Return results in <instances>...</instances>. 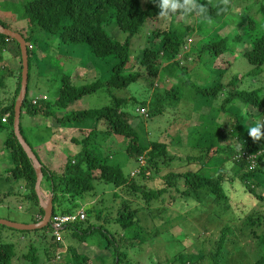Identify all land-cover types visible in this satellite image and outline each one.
<instances>
[{"label":"trees","instance_id":"obj_1","mask_svg":"<svg viewBox=\"0 0 264 264\" xmlns=\"http://www.w3.org/2000/svg\"><path fill=\"white\" fill-rule=\"evenodd\" d=\"M195 2L205 6L207 15L205 17L203 11L196 17L198 26L188 20L194 8L188 13L178 9L166 17L159 16V8L153 0H0V24L13 29L11 22L6 20L10 19L9 11L14 12L11 13L13 19L27 22V32L18 28L13 30L20 32L28 44V85L32 76L34 79L42 76L38 69L31 73V61L37 63L35 56H38L37 51L30 48L32 42L47 58L50 47L60 49L57 42H63V45L86 44L92 55L100 58H96L100 63L95 64L101 69L100 77L77 85L70 75L63 73V82L54 100L42 99L33 104L27 88L21 108L20 131L38 156L40 148L55 150L60 141L68 137L63 136L64 129L74 130L67 143L77 147L74 155H68L65 167L55 172L57 170L42 163L44 179L51 181L54 212L60 207L64 214L73 213L69 207L61 208L66 205V199L95 197V181L111 184L113 193L128 196L121 200L123 202L110 227L83 223L87 214L96 215L101 211L94 207L98 201L96 198L89 203L91 207L83 208L86 219L78 217L63 228L78 243H86L91 235L99 232L103 235L106 249L112 252L111 264H128L129 247L139 246L135 253L141 252L139 249L145 251L141 244L153 237L158 238V250H164L169 246L168 238L162 239L161 236H175V232L167 231L168 228L184 226L188 217L202 214L207 210L209 199L214 200L221 211L230 210L233 192L239 193L244 202H257L258 207H248L242 216L220 226L209 248L194 240L191 251L185 253L188 259L182 263L229 264L233 252H248L251 258L248 264H264V135L254 141L247 131L250 127L264 125V0H193ZM236 7L241 9L240 14L235 12ZM178 18L180 22L175 21ZM148 20L158 22L153 27L152 45L143 47L131 62L130 40ZM223 21L224 25L217 33L210 34ZM111 22L128 34L125 41L114 39L109 34L107 27ZM38 31L42 34H35ZM193 37L199 39L185 46ZM10 42L20 64L17 68H0V157L9 153L12 162V166H4L6 172H0V178L21 182L17 186L26 190L24 198L38 207V216H32L30 221L36 222L44 214L35 190L36 171L14 131V107L23 69L21 49L16 40L0 33L1 63H5L4 51H11ZM241 44L242 58H238L234 53L238 52ZM194 45L197 48L193 51ZM225 53L235 59V62L219 67L220 75L227 78V82L204 86L190 77L204 55L219 57ZM112 59L111 65L108 64ZM105 66L110 67L107 74ZM162 70L167 79H179L163 90L157 80ZM10 77L13 80L12 94L8 93L10 100L5 103L2 91ZM142 78V83L151 90L148 100L138 101L135 96L119 94L128 93L129 86ZM181 86L191 88L192 96L207 99L212 104L219 100L220 116L224 120L217 125L220 131L217 141H211L214 138L211 128L208 131L201 127L202 122L188 127V144L198 153L185 157L175 153L173 148L183 130L178 129L175 135L166 130L163 133L166 140L150 136L145 140L147 136L141 137L136 129L140 120L164 113L170 102L166 103V99L179 100ZM101 88L109 96L108 104L69 110L73 102ZM134 104L136 113L131 109ZM143 107L148 109L147 114L140 112ZM58 111H63V114L58 116ZM32 116L37 120L30 121ZM44 117L49 122H44ZM261 131L264 134V127ZM109 141L112 144L107 146ZM123 153L137 162L135 172L126 173L120 162H115ZM215 160L221 165L211 175L208 165ZM183 161H192L193 165L185 170H164V167L170 168ZM204 168L207 170L203 172ZM5 196L8 194L0 192V204ZM160 213L162 215L157 218L160 224L157 225L156 215ZM97 215L100 216L101 212ZM41 230L52 233L54 229L48 225ZM17 231L25 236L30 230ZM187 234L180 237L188 238ZM43 236L46 238L45 233ZM51 237L55 238V235L52 233ZM177 240L174 239L175 242ZM28 245L27 252L17 255L15 243L0 240V264H11L15 256L18 260L15 264H95L93 258L79 252L75 245L64 250L61 240L55 239L50 245H44L42 258L38 256L39 247L34 243ZM149 257L154 261L151 255ZM175 257L157 264H176L180 260L179 253ZM156 258L162 259L160 256Z\"/></svg>","mask_w":264,"mask_h":264},{"label":"rangeland","instance_id":"obj_2","mask_svg":"<svg viewBox=\"0 0 264 264\" xmlns=\"http://www.w3.org/2000/svg\"><path fill=\"white\" fill-rule=\"evenodd\" d=\"M14 2H22L23 0H11ZM196 7L194 8V12L192 15H189L190 22L193 24L195 23V26H198V21L196 20V17H199L202 12L200 11L201 5H198L197 2L194 3ZM207 8V7H206ZM1 9V7H0ZM3 9V8H2ZM203 9L205 10V6H203ZM235 10V9H234ZM7 12V11H4ZM10 12V13H9ZM8 16H10V19H7V21L11 22L10 26L13 29H23V31L27 32V22L24 19H13V15L11 13H14L13 11H9ZM235 12L239 13L241 12V9L239 7H236ZM204 16L207 17L205 11ZM174 21V20H173ZM175 21L180 22L181 20L178 18ZM158 22L154 20H148L140 29L139 33L131 38L130 44H132V47L130 45V56H131V62L134 60L135 56L139 54L143 47L152 45V34H153V27L157 26ZM176 24V22H175ZM224 25V21L221 23L220 26H217L211 30L212 35H215L218 31V29ZM176 26V25H173ZM206 27H209L207 24H205ZM204 27V26H203ZM109 30V34L114 38L121 42L125 41L128 34L121 30L117 24H114L111 22L109 26L107 27ZM152 28V29H151ZM205 28V27H204ZM262 33V31L260 32ZM35 34H42L40 31L36 32ZM193 43H195L196 39H199L197 37H193ZM63 42H57L58 46H61L60 49L51 48L49 51H47L49 58L45 56V53L42 52L40 47H38L37 44H30V47L32 50H36L38 53V56H35V59L37 63H34L31 61L32 69L31 73H35L36 69H38V72L42 73V76L39 78H32L29 81L28 85V97L31 98L35 96L38 93H46L42 96H48L49 100H54L57 95L58 91L60 89V86L62 85V75L63 73H67L71 76V78L76 82L77 85H83L86 83L93 81L95 77H100L101 69L100 67H96V63H100L96 61L97 59H100L96 57V55H92L91 49L86 44H71V45H63ZM198 41L196 42L197 47ZM233 44V42H230ZM195 46V45H194ZM242 44L238 47V52L234 55L238 58H242L241 51L243 50L241 48ZM152 47V46H150ZM196 46L193 48V51L196 50ZM243 47V46H242ZM9 48L7 52L4 51L3 59L5 60V63L0 62V68L8 67V68H17L20 64L19 58L17 56L16 50L14 48V45L12 42L9 43ZM52 49V50H51ZM44 54V57L42 56ZM42 56V57H40ZM113 59L111 61H108V64L111 65ZM235 62V59L233 56L228 55V53H225L219 57H215L212 55H204L201 59V64H198L195 68V70L190 73V77L195 80L198 83L203 84L204 86H207L208 84H218L221 81L227 82V78L223 79V76L220 75L219 67L222 65H226L227 63H233ZM102 63V62H101ZM228 64V65H229ZM106 67V74L109 72V68ZM222 68V67H221ZM35 71V72H34ZM208 73V75H207ZM207 77L202 80L205 76ZM157 80L159 81V87L161 90H163L165 87H169L170 83L178 82L179 79L174 81V79L167 80L165 76V71H161L157 77ZM144 79H140V81L133 83L129 86L128 93H119L121 96H135L136 100L143 101L148 100V97L151 94V90H148V85L143 84L142 82ZM7 86L2 91V98L5 103L9 102L8 93L10 95L12 94L10 91H12L13 88V80L12 78H8L7 80ZM157 84V81L155 82ZM157 88V87H156ZM185 90V93L183 94V91ZM181 97L180 99H166L167 109L162 114H157L155 116H152L148 119L140 120L138 125L136 126V129L139 130V134L141 137H144L145 140L149 138L148 136L161 140H166V135L163 134L168 129L170 133L176 134L178 129L183 130L182 135H178L177 138L178 142H174V149L175 153L179 155L181 153V156L185 157L186 155H196L198 153V150L196 148H193L188 143L189 136L187 135V128L194 126L195 123H201V127L206 128L209 131V128H211L212 134L214 138L211 139V141H217V138L219 136L218 132V124L220 122H224L223 119H221V112H220V101L216 100L213 102L208 101L207 99L198 97V96H192V89L188 88L186 86H181ZM263 95V93H261ZM153 95V94H152ZM201 96V95H199ZM109 102V96L106 93L105 89L101 88L95 91L92 94L84 95L81 99L76 100L73 102L70 107V109H85V107L91 108V107H101L103 105L108 104ZM132 110L135 112V104L132 105ZM136 113V112H135ZM63 114V111H58L57 115L61 116ZM25 118V117H24ZM44 117V122H49V119H46ZM143 119V118H142ZM193 121V124L190 123L191 120ZM37 118L34 116L31 117L30 121H35ZM24 121V119H23ZM34 124V122L32 123ZM190 125V126H189ZM218 125V126H217ZM73 129L65 130L63 136H68L66 139H63L60 141V144L57 145L55 150L51 149H44L40 148L37 153L38 156L43 164L47 166L49 169L57 170L55 172H58V170L62 167H65V162L68 158V155H74V151L77 147V145L71 146L69 143H67L68 140H70V137L73 136ZM63 132V130H62ZM75 136L78 137V134L75 132ZM207 136V135H206ZM79 137L82 136L79 134ZM112 144V141L107 142V146H110ZM47 150V151H46ZM126 159L128 161H126ZM120 162V164L123 167V170L127 172H135L136 167L138 166L137 162L127 158L125 154L118 155L116 158V163ZM193 162H184L182 164H174L172 167H164V170L168 169H175V170H185L186 168L190 167ZM221 165V163L218 160L213 161L208 165V171L211 175H213L218 167ZM4 166H12L11 158L9 153L6 156L0 157V170L4 169ZM2 168V169H1ZM207 170L206 168L202 169L204 172ZM21 182L19 180L13 181L12 187L14 188V192L12 194L8 195L7 197H4V203L0 204V218L2 219H8L11 221L21 222V223H29L32 220V216L34 215V211L38 210L37 205L33 204L29 200H26L24 198V194H26V190L24 191L23 188H18L20 186ZM42 184L45 189H47V192H45L43 189V193L47 195V197L51 196L49 193L51 190V181L46 178L43 179ZM96 186V196L90 197L87 196L85 199L82 197H74V199H66V205L61 206V208L69 207L72 209L73 213H77L80 209H85L88 207H91L89 203L93 199H98L96 205L94 207H98L99 212H101V215L98 216L97 212L96 215L87 214V220L83 221L84 224H93L97 227L104 226V227H110L113 224V216H115V212L117 211L119 205L122 204L123 201H121L124 197L128 196H122L120 192L113 193L114 188L111 184H106L104 182L95 181L94 182ZM6 182L2 181L0 178V189H3L6 193L8 190H12L11 188H5ZM18 185V186H17ZM4 187V188H3ZM50 190V191H49ZM25 192V193H24ZM230 200L232 202V207L230 210H223L221 211L217 206L214 200L209 199L207 201V210L201 212L199 216H196L194 211H192L195 214V217H188L187 223L182 225L175 226L173 229L168 228V232L172 231L175 232V236L182 241H178L177 238L170 237L169 235L163 234L161 238L163 237L168 238V245L167 248L164 250H158L157 248V240L158 238L153 237L145 242H143L141 245L146 250H141L139 253L137 249L139 246L133 247L130 249L129 247V258H128V264H157L161 263V261L165 259H174L176 258L175 255L179 253V259L176 264H183L182 262L188 259V255L185 256L186 252L191 251L192 244L196 241L200 244H203V246L210 247L211 242L213 239L218 235L217 231L220 230V226H222L224 223L231 220L233 222V218H237L238 216H242L247 210L248 207H258V203L253 202H244L241 200V196L239 193H231ZM234 206L236 208H234ZM21 207V208H19ZM116 209V210H115ZM98 210V209H97ZM115 210V211H114ZM56 213H62L60 207H57ZM163 214H165L163 212ZM175 213H173L174 215ZM162 213L156 215V223L157 225L160 224L159 220L157 219L159 216H161ZM38 216V215H37ZM120 226V225H119ZM0 229L2 230L0 232V240L6 241V242H13L16 245V253L17 255H21L24 251L27 252L28 250V244L34 243L36 247H39L38 249V256L43 257V249L44 245H50L56 238L51 237V232L49 230H30L27 232L25 236L21 235L19 231L12 230L8 227H2L0 226ZM188 233V238L184 237L181 238L180 236ZM43 233H45L46 238L43 236ZM61 241L63 242V245L65 246V249L69 247L70 245H75L77 250L81 253H86L89 257L93 258L95 260V264H111L113 261L112 252L109 249H106L103 235H101L99 232L93 234L90 236V238L87 240L86 243H78L74 237H71L70 234L64 231L62 229L61 231ZM148 237V236H146ZM193 237V238H192ZM174 239L177 240V242L174 241ZM152 240V241H150ZM195 240V242H194ZM60 241V240H59ZM129 244H127L128 247ZM201 246V245H200ZM132 250V251H131ZM135 250V251H134ZM134 251V252H133ZM182 254V256L180 255ZM149 255H151V258L154 261H151ZM160 256L162 259H157L156 257ZM250 254L247 252L246 254H241L240 252L232 253L230 256V262L229 264H248L250 261ZM17 257L13 258V261L11 264L17 263ZM56 261V260H55ZM26 264V262H24Z\"/></svg>","mask_w":264,"mask_h":264},{"label":"water","instance_id":"obj_3","mask_svg":"<svg viewBox=\"0 0 264 264\" xmlns=\"http://www.w3.org/2000/svg\"><path fill=\"white\" fill-rule=\"evenodd\" d=\"M0 33L16 40L19 43L21 49V60H22L23 69H22L21 88L14 107L15 109L14 131L27 156L33 162L36 171L35 190L38 196L39 205L44 210L42 219L37 222L21 223V222L0 218V224L17 230L42 229L50 224L51 216L54 212L53 195L51 194V196L47 197V195L43 193L41 187L42 179H43L42 162L34 152L31 145L23 137L20 131L21 107L28 87L29 60H28L27 44L25 38L21 35V33L11 28L5 27L2 24H0Z\"/></svg>","mask_w":264,"mask_h":264},{"label":"clouds","instance_id":"obj_4","mask_svg":"<svg viewBox=\"0 0 264 264\" xmlns=\"http://www.w3.org/2000/svg\"><path fill=\"white\" fill-rule=\"evenodd\" d=\"M153 2L154 3H156L157 4V7L159 8V13H158V15L159 16H168V14L169 13H175L178 9L179 10H181L183 13H188V12H190V11H192L193 10V8H195L196 7V5L193 3V0H153ZM200 11L201 12H203L204 11V9H203V7L201 6L200 7ZM20 33V32H19ZM11 38V37H10ZM12 39V38H11ZM191 39V38H190ZM188 40V45L189 44H191L192 43V40L193 39H191V40ZM26 44H27V42H26ZM31 48V47H30ZM27 50H28V44H27ZM28 57H29V54H28ZM29 59V58H28ZM22 61V60H21ZM3 68H5V67H3ZM6 68H8V67H6ZM164 71V70H163ZM159 82V81H158ZM28 88V87H27ZM20 92V91H19ZM26 94H27V92H26ZM46 93H38V94H36L35 96H33V97H31L32 99H30L31 100V102L33 103V104H35V103H37V101H40V100H42V99H48V96L46 95L45 97L44 96H42V95H45ZM19 96V95H18ZM25 97H26V95H25ZM25 99V98H24ZM23 102H24V100H23ZM22 108V107H21ZM262 127H264V125H257V126H255V127H250V128H248L247 129V131H248V135L254 140V141H257V140H260L261 139V137H262V135H264V134H262V131H261V129H262ZM237 149L239 150V145H237ZM43 179H44V175H43ZM43 179H42V181H43ZM42 187V186H41ZM10 195V194H9ZM19 208H21V207H19ZM81 210H83L84 211V209H80L79 211H81ZM78 211V212H79ZM77 212V213H78ZM77 213H68V214H64V213H56V212H53V214H52V216H51V220H52V218H53V216L54 215H56V214H60V215H74V214H77ZM37 216V215H36ZM43 217V216H42ZM42 217L39 219V220H41L42 219ZM80 219V218H79ZM84 219H86V217L84 218ZM84 219H81V220H84ZM38 220V221H39ZM76 220V219H75ZM74 220V221H75ZM74 221H70V222H74ZM37 222V221H36ZM70 222H68V223H70ZM29 223H31V222H29ZM49 225H51L52 226V222L50 221V224ZM67 225V223L65 224V226ZM64 226V227H65ZM63 227V228H64ZM62 228V229H63ZM61 229V230H62ZM52 233L56 236V234L54 233V230L52 231ZM60 234H61V231H60ZM57 238V237H56ZM59 240H61V239H59Z\"/></svg>","mask_w":264,"mask_h":264},{"label":"built area","instance_id":"obj_5","mask_svg":"<svg viewBox=\"0 0 264 264\" xmlns=\"http://www.w3.org/2000/svg\"><path fill=\"white\" fill-rule=\"evenodd\" d=\"M148 109L146 107H143L140 109L141 113L147 114ZM84 219L86 217V214L83 210L79 211L77 214L74 215H60L56 214L53 216L51 222L52 227L54 229V233L56 234L57 239H61L60 231L65 226L66 223L70 221H74L77 218Z\"/></svg>","mask_w":264,"mask_h":264},{"label":"crops","instance_id":"obj_6","mask_svg":"<svg viewBox=\"0 0 264 264\" xmlns=\"http://www.w3.org/2000/svg\"><path fill=\"white\" fill-rule=\"evenodd\" d=\"M191 40V39H190ZM185 46H188V43L185 45ZM167 79V78H166ZM167 80H169V79H167ZM2 169V168H1ZM0 172H3V173H5L6 172V170L5 169H2ZM2 179V181H4V182H6V185L4 186L5 188L7 187V188H11L12 190L10 191V190H8V191H6V193L9 195V193L10 192H12V191H14V188L12 187V183H13V181H11V180H6V178H1ZM3 187V188H4ZM42 189L45 191V192H47V189H45L44 188V186H43V184H42ZM3 189H0V192L1 193H5L4 191H2ZM50 191V190H49ZM50 194H51V191L49 192ZM4 203V201L1 203V204H3ZM37 210L36 211H34V215L33 216H36L37 215Z\"/></svg>","mask_w":264,"mask_h":264}]
</instances>
